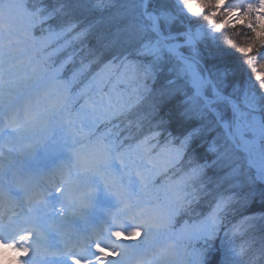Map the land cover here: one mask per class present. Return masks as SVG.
I'll list each match as a JSON object with an SVG mask.
<instances>
[{"label":"snow or ice","instance_id":"snow-or-ice-1","mask_svg":"<svg viewBox=\"0 0 264 264\" xmlns=\"http://www.w3.org/2000/svg\"><path fill=\"white\" fill-rule=\"evenodd\" d=\"M135 2L142 41L135 48L137 59L118 50L105 62L103 53L93 55L89 47L92 59L64 79L74 62V45H90L98 23H84L86 15L112 7L113 0H0V175L10 165L24 164L39 175L56 132L58 154H68L59 165L53 162L52 174L60 179L52 187L59 196L41 192L33 204L29 195L28 214L0 211V264H165L178 255V244L186 250L198 242L203 247L192 248L191 264L264 259V245L254 251L250 241L235 243L256 221H264V192L257 200L254 192L235 191L246 182L264 186V0H174L188 21L183 32L172 31L177 17L171 11L161 25L158 0ZM226 31L234 38L222 39ZM118 39L104 47L111 50ZM124 43H132L131 34ZM25 46L48 50L47 55L36 62L31 77L14 82ZM69 48L74 50L59 62L52 59ZM236 55L239 65L227 62ZM217 60L221 63H208ZM93 64L101 67L73 95ZM240 65L242 82L234 79ZM121 83L134 87L117 91ZM42 84L53 87L25 95ZM153 91L162 106L145 113V94ZM81 99L79 114L85 119L76 127L65 115ZM81 139L88 140L86 155L83 146L77 148ZM161 139L169 167L187 164L180 194L163 208L146 198L155 175L137 164L141 151L157 147ZM236 153H243L246 171L239 163H223L240 159ZM224 167L228 170L215 179L209 175ZM10 188L11 182L8 191L0 185V201H11ZM201 197L211 198L207 214L176 228L177 218ZM77 222L84 227L76 228ZM167 232L174 239L166 248L156 247ZM221 234L232 246L225 247ZM210 248L215 255L209 261Z\"/></svg>","mask_w":264,"mask_h":264},{"label":"trees","instance_id":"trees-1","mask_svg":"<svg viewBox=\"0 0 264 264\" xmlns=\"http://www.w3.org/2000/svg\"><path fill=\"white\" fill-rule=\"evenodd\" d=\"M241 2L243 3L255 2V0H231L230 3H241ZM157 8H158V14L161 16V20H160L161 25H165L168 22L167 20L168 12L171 11L177 17L176 20L171 22L172 31L179 32V31L187 30L188 21L185 18H183L182 15L175 8L174 0H158ZM139 12L140 9L139 7H137L135 0H113L112 7L105 9L103 12H96L91 15H86L84 23H88L92 20H98V23L96 24V28L93 31V35L90 37V45L88 44H85L83 46L79 44L74 45L76 54L74 57V62L71 63L68 67V73L71 75L73 71H75L81 66L82 62L87 63L90 59H92V55L89 53V47H92L94 49V52L92 53L93 55H100L101 53H103V58L105 62L111 58L110 55L112 54V52L118 50H127L132 53V55H130V59H137V57L134 54L135 48L138 47L140 42H142L140 38L139 30L137 28ZM201 23H203V21H201ZM129 34H131L132 36V43L131 44L124 43L126 37H128ZM36 35L37 36L40 35L39 30H37ZM98 36L101 37L99 41L97 40ZM117 37L119 39L117 40V45L115 47H113L111 50H108L104 47L105 43H109L112 39ZM228 38H234L231 31H226L223 34L222 39L226 40ZM74 49L69 48L61 56L53 57L52 59L55 60L56 62H59V60L62 59L63 56L67 54V52H72ZM47 51L48 50H46V52L44 53V56L47 55ZM213 51H215L214 48ZM227 62L239 65L240 58L238 55H236L235 57L229 58ZM208 63L209 65H211L213 63H221V61L219 60L209 61ZM100 67H101L100 64H93L91 70L85 73V77L89 79L93 73L99 70ZM244 75H245L244 68L242 65H240L237 76L234 79L240 80L242 82ZM83 79L84 77L82 78V80ZM162 82H163L162 80L158 81L156 87L159 88ZM149 84L151 85V81H149ZM132 87L134 86H130V88ZM228 90L230 91L231 88H229ZM152 105H157L158 107L162 106L160 104L159 94L156 91H153L152 93L149 94H145V100L143 101L142 104V111L147 113ZM198 151L201 154V156L204 155L203 149H199ZM223 163L225 165H228L229 163L242 164L243 162L241 159L240 161H235V159H233L231 162L224 161ZM186 169H187V164H184L182 165L180 172L176 173L174 177L173 176L169 177L172 180H174L175 184H177L176 187L173 188L171 183L170 184L167 183V185L164 184L160 185L161 190L159 191L158 196L159 197H162L164 195L173 196L175 199L180 194L181 191V184L178 182L181 181L182 177H184ZM227 170H228L227 167L221 169H213L212 171H210L209 175L215 179L216 176L222 175L223 172ZM249 186L250 183H248L247 187L249 188ZM238 190L239 188L235 189V191ZM256 192H257V196L259 197L257 198V200H259L261 193L264 192V187L259 186ZM210 199H211L210 197H201V199L198 202H194L191 205L190 209L186 213L178 217L177 221L181 223L183 220H185L186 222L191 223L195 220L202 218L210 210L209 207ZM230 219L232 218L230 217ZM252 229L253 230H249V232L246 231L245 234L236 241L237 243L245 240L247 241L251 238L250 233L259 230L257 238L255 239L252 246L253 250L255 251V249L258 247V241H264V227L262 230H260L258 226ZM212 243L216 244L218 247V243L216 241ZM201 247H203V243H201ZM205 255L210 261L212 256L215 255V249L210 248L205 253Z\"/></svg>","mask_w":264,"mask_h":264},{"label":"rangeland","instance_id":"rangeland-1","mask_svg":"<svg viewBox=\"0 0 264 264\" xmlns=\"http://www.w3.org/2000/svg\"><path fill=\"white\" fill-rule=\"evenodd\" d=\"M229 1L231 2V0H229ZM179 32H182V31H179ZM28 50H31V52H27V51L23 50L21 52L20 56L18 57V60L16 61V63L19 65V71H18L17 75L15 77H13L14 82L17 79L26 80L27 78L31 77L32 68L36 65V62L38 60L40 61L44 57V53L46 52V50H39L38 46L36 49H33L32 47H28ZM68 77H70V76H66V72L64 71L63 78L67 79ZM84 79L88 80L85 76H84ZM130 85H133V84L121 83V84L117 85V91L123 90L125 88L131 89ZM82 86H83V83H81L77 86H74L73 95L75 94V91L77 90V88L82 87ZM49 87H53V85L52 84H42V85L37 86L35 88L26 89L25 95H31L32 97H35L37 92H41V91H43V89L49 88ZM79 103H80V100L78 102L72 104V106L70 108V113L65 115V120L66 121L68 119L73 120L75 122L76 127L80 126V120L81 119H85L82 115L79 114V109L81 106V104H79ZM85 123H87L86 120H85ZM87 130H88L87 127H85L84 131L87 132ZM103 130L104 129L101 128L99 131H103ZM58 136H59V132L54 133L53 134V140H52L51 144L49 145V151L51 153L50 157H52V159L49 161H55L56 163L59 161L61 162V159H64L66 161L67 156H68V154L66 152L63 153L61 156H58L57 152L55 151V148H54L55 139ZM153 143H157V142L153 141ZM81 146H83V151L86 155L89 151L88 140L87 139H81L80 144H77V148H81ZM40 154L44 155L43 146L40 150ZM168 163H169V155H168L167 149H165V147H164V141H162V140H160L158 142L157 147L150 149V150H142L140 158L137 160V164L139 165L140 170L142 172H144L145 174H148V173L154 174L155 177L157 175L163 173L165 168H167V170L177 168V171H173V173L171 174V176L174 177L176 173L180 172L182 165L175 166V167H169ZM56 176H59V175L57 174ZM168 178L169 177L164 176L163 181L165 183H169V184L171 183L173 188L176 187L177 184L174 183V180L169 178V181H168ZM131 179L135 185H138V178L135 176L134 173H133ZM97 181L102 184V181L99 178H97ZM125 182H127V177L125 178ZM51 186H52V184H51ZM160 190H161V188H160ZM52 192L54 193V195L59 196V193L55 192L54 189ZM150 192L158 193V188L154 189L153 186L149 187L147 190L146 196H150V194H151ZM155 196H156V198L154 199L153 202L151 199H148L150 201L151 205L154 204V206L156 203V199L159 200L164 205L168 204L169 202H171L170 200L174 199L173 196H167V195L159 197L158 194H155ZM45 198L49 199V197H47V196H45ZM35 201H36V199L32 200V203H35ZM57 208L59 210L60 206L57 205ZM221 239H223L225 241V247L232 246V243L230 242V240H225V238H221ZM156 247L166 248L167 245H166V242H163V243L156 245ZM165 264H176L175 263V257H169L166 260Z\"/></svg>","mask_w":264,"mask_h":264},{"label":"bare ground","instance_id":"bare-ground-1","mask_svg":"<svg viewBox=\"0 0 264 264\" xmlns=\"http://www.w3.org/2000/svg\"><path fill=\"white\" fill-rule=\"evenodd\" d=\"M54 148L58 154L59 149L56 146V144ZM240 155L243 156L242 153H240ZM58 156H61V155L58 154ZM51 159L52 157L49 158V160ZM61 160H64V159H61ZM53 162L55 165H59L61 163L60 161L57 163L55 161L46 163L45 165L46 171L45 172L42 171L39 175L37 174L36 170L34 168H30L28 164H24L23 166L10 165L5 170L4 174L0 175V185H2L4 189L9 190V186L11 182L10 190L12 191L10 192V195L16 192L17 195L21 197V200L11 199V201H9L8 199H5L3 201H0V211H6L8 215L12 214V212H16L17 214H28L27 212H29V207H30L28 196L31 195L33 197V200H34V197H36V200H37L39 198V193L46 192V191H52L53 188L51 184L53 185L54 183L59 182L60 177L56 175L53 176L52 174L53 173ZM240 191H244V190L240 189ZM238 219L239 217H237L234 221ZM75 227L82 229L84 225L82 222H77ZM249 230H253V229L249 227L247 228V231L249 232ZM258 233H259V230L256 232L254 231L253 233H250V235L251 237L256 239ZM59 239H60L59 237H56L57 241H59ZM12 254L14 255L15 253H12Z\"/></svg>","mask_w":264,"mask_h":264}]
</instances>
